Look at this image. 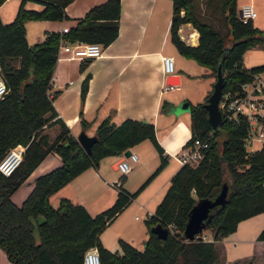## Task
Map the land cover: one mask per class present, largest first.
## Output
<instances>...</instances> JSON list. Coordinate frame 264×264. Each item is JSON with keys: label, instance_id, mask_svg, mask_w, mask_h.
<instances>
[{"label": "trees", "instance_id": "16d2710c", "mask_svg": "<svg viewBox=\"0 0 264 264\" xmlns=\"http://www.w3.org/2000/svg\"><path fill=\"white\" fill-rule=\"evenodd\" d=\"M40 1L42 7H33L21 0L8 21L0 14V74L8 86L0 95V159L10 146L26 144L23 160L11 173L0 169L1 247L17 264H84L90 246L98 248L100 264H214L219 257L215 241L234 231L241 219L264 210V147L248 149L244 140L248 118L241 112L229 115L226 106H221L223 119L214 127L206 105L211 90L204 100L191 102L192 133L186 143L195 137L208 138L204 155L195 163H182L173 173L154 212L145 219L148 236L142 248L124 237L119 238L121 251L108 247L100 232L165 166L168 156L155 122L135 116L119 122L110 115L103 117L96 127L92 151H87L58 115L49 92L61 39L108 44L119 33L121 0L95 3L74 17L68 30H47L43 37L29 42L27 19L69 17L65 7L70 0ZM186 21L198 29L197 43L181 36L179 28ZM170 32L178 50L207 66L215 77L221 66L225 75L222 98L226 92L230 97L243 94V83L264 69V62L243 63L249 46L264 43V27L252 17L244 20L240 16L238 0H173ZM88 83L89 74L83 80V97ZM169 103L164 100L161 108ZM54 122H59L60 129L51 136L44 127ZM146 137L156 145L160 162L137 189L131 191L121 184L115 200L95 213L66 195L56 205L51 202L50 195L85 168L98 164L105 155L130 150ZM50 151L61 155V163L39 173L31 190L17 203L14 191ZM225 182V200L211 211L203 228L212 231V238H205L203 230L194 238L185 237L192 206L200 198L215 196ZM157 222L169 228L166 236L152 230ZM258 238L264 239V226Z\"/></svg>", "mask_w": 264, "mask_h": 264}, {"label": "crops", "instance_id": "0c3cea01", "mask_svg": "<svg viewBox=\"0 0 264 264\" xmlns=\"http://www.w3.org/2000/svg\"><path fill=\"white\" fill-rule=\"evenodd\" d=\"M6 1L0 4V8ZM101 1L70 0L65 7L69 17L64 19H27L28 41L43 37L47 30H62L63 25L75 22L74 17L83 15L91 5ZM35 2L39 7L43 6L42 1ZM244 2L255 5L257 15L253 17L254 23L264 27V0H238V7L241 8ZM121 8L119 33L108 44H103L101 54L76 56L64 49L59 51L49 87L58 115L75 136L82 129L95 133L98 123L107 115L117 122L126 116L149 118L155 122L158 139L168 156L167 163L100 232L103 243L112 249H119L120 237L139 244L137 246L145 244L148 236L145 219L154 212L171 183L173 173L182 164L176 155L192 133L190 109L177 111L175 108L184 99L192 102L190 93L178 95L170 91L181 89L184 76L193 78V68H196L195 64H187L188 58L185 57L189 56L181 53L171 38L173 0H121ZM16 11L7 17L1 10L0 14L3 20L8 21ZM179 31L185 40L198 42L199 31L190 21L181 23ZM166 53L177 59L174 73L179 86H166L169 82V73L163 66ZM263 62L264 43L253 44L245 50V65ZM200 69L205 76L202 96H206L216 77L207 66L201 64ZM87 74L89 83L83 97L82 84ZM164 100L170 103L161 108ZM83 119L87 120L86 123ZM44 129L54 136L60 124H46ZM130 150L137 153V159L129 171L123 172L118 166L122 152L105 155L98 164L88 166L55 190L50 195L51 202L56 205L60 197L66 195L84 203L91 213H95L115 200L121 184L131 191L137 189L159 164L160 154L149 137L131 145ZM61 161L57 151H50L14 191L13 199L21 203L33 187L35 177ZM263 226L264 210L241 219L234 231L215 241L219 257L214 264H247L249 261L264 264V239L258 238ZM203 233L206 238L213 236L210 229H204ZM0 264H17L1 245Z\"/></svg>", "mask_w": 264, "mask_h": 264}, {"label": "built area", "instance_id": "2783aa9c", "mask_svg": "<svg viewBox=\"0 0 264 264\" xmlns=\"http://www.w3.org/2000/svg\"><path fill=\"white\" fill-rule=\"evenodd\" d=\"M257 15V9L252 2H244L241 5L240 16L244 20ZM69 25H63L62 30H68ZM103 43L100 41L61 39L60 50H67L76 56H97L103 52ZM163 66L167 73L175 72V58L172 54L163 55ZM167 87L179 86L178 82H167ZM244 93L230 97V93H224L220 100L221 106H226L229 115L236 116L238 112L248 118V129L245 135V143L250 150L264 147V69L256 72L252 79L243 83ZM8 90L4 78L0 74V95ZM209 145L208 138L195 137L184 144L176 157L181 163L197 162L204 155V148ZM26 144L18 142L9 147L5 155L0 159V169L5 173H11L23 160ZM122 158L118 162L119 168L127 172L133 168V161L137 159V153L130 150L122 151ZM206 238L207 236L203 234ZM100 254L96 246H90L85 251L84 264H100Z\"/></svg>", "mask_w": 264, "mask_h": 264}, {"label": "water", "instance_id": "95a60500", "mask_svg": "<svg viewBox=\"0 0 264 264\" xmlns=\"http://www.w3.org/2000/svg\"><path fill=\"white\" fill-rule=\"evenodd\" d=\"M239 14H241V8H239ZM173 77L177 79L175 73H169L167 78ZM224 72L219 66L217 71V76L213 82V87L208 95L206 105L209 110V118L214 127H217L223 119V111L220 105V100L223 95V85H224ZM179 80V79H178ZM189 100H182L175 107L177 111L190 108ZM78 139L86 148L87 151H92V143L97 138V134L88 133L85 129H82L78 135ZM130 150L125 151L129 153ZM227 183L225 182L219 192L213 197H203L198 199L192 206L189 212L186 225L183 230V235L187 238H194L200 234L203 228L206 226L209 220L211 211L220 203H223L225 196L227 194ZM152 230L156 231L159 236H166L169 232V228L163 225L161 222H157L152 226Z\"/></svg>", "mask_w": 264, "mask_h": 264}, {"label": "rangeland", "instance_id": "374dc122", "mask_svg": "<svg viewBox=\"0 0 264 264\" xmlns=\"http://www.w3.org/2000/svg\"><path fill=\"white\" fill-rule=\"evenodd\" d=\"M21 0H7L4 5L0 8L2 14L4 17H7V15H12L14 11L17 10L18 3H20ZM27 6H33V7H39L38 3L35 2V0H28L26 2ZM10 13V14H9ZM12 19V18H10ZM9 19V20H10ZM187 59V64H195L196 68H193V78H187L184 76L183 81V87L181 89H175L174 91L171 90L170 92L178 93V95H181L183 93H190V98L192 99V102L200 101L201 99H204L205 96H202L203 88H204V82H205V76L202 74V71L200 69L201 63H199L195 58L193 57H185ZM175 64H177V59H175ZM251 65V64H248ZM195 76V77H194ZM169 82H178L176 78L169 77ZM182 100V99H181ZM180 100V101H181ZM122 177V176H121ZM108 205V204H107ZM141 213L140 211L138 212ZM42 217V216H41ZM139 245V244H137ZM141 247V246H139ZM142 248V247H141ZM121 245L119 242V251L121 250Z\"/></svg>", "mask_w": 264, "mask_h": 264}]
</instances>
